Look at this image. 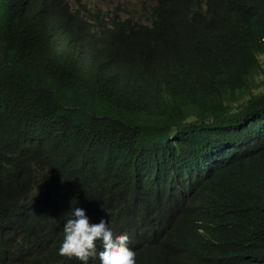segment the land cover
<instances>
[{
	"label": "trees",
	"instance_id": "1",
	"mask_svg": "<svg viewBox=\"0 0 264 264\" xmlns=\"http://www.w3.org/2000/svg\"><path fill=\"white\" fill-rule=\"evenodd\" d=\"M263 54L264 0H157L149 23L0 0V101L11 104L0 137L28 121L43 134L29 154L44 160L45 187L128 224L136 186L172 205L162 187L178 177L222 217L218 264H264ZM28 155L0 156V168ZM4 206L0 193L1 220ZM137 264L182 263L148 247Z\"/></svg>",
	"mask_w": 264,
	"mask_h": 264
},
{
	"label": "clouds",
	"instance_id": "2",
	"mask_svg": "<svg viewBox=\"0 0 264 264\" xmlns=\"http://www.w3.org/2000/svg\"><path fill=\"white\" fill-rule=\"evenodd\" d=\"M69 1L76 10L88 13L94 8L115 17L113 12L97 8L96 2ZM156 1L149 3L145 21L129 18L149 23ZM7 105L11 104L0 101V127L7 120L8 115L3 114ZM12 123L13 138L0 137V156L8 160L28 155L43 139V134L33 133L28 121L15 118ZM58 139L63 142L59 135ZM43 166L41 156L31 153L19 166L0 168V193L5 195L0 264H137L148 247L170 250L182 264H218L220 241L228 242L218 226L222 217L204 211L203 202L178 177L162 187L172 205L155 204L136 186L134 196L141 200V207L137 222L128 224L102 212L99 202L91 197L68 199L46 188Z\"/></svg>",
	"mask_w": 264,
	"mask_h": 264
},
{
	"label": "rangeland",
	"instance_id": "3",
	"mask_svg": "<svg viewBox=\"0 0 264 264\" xmlns=\"http://www.w3.org/2000/svg\"><path fill=\"white\" fill-rule=\"evenodd\" d=\"M77 3L76 0H71ZM88 3H95L97 8H102L103 11H111L118 19L126 17H134L136 19L145 21L149 10V3L153 0H82ZM260 60L264 67V54L260 56ZM257 82L264 86V72L256 77Z\"/></svg>",
	"mask_w": 264,
	"mask_h": 264
},
{
	"label": "bare ground",
	"instance_id": "4",
	"mask_svg": "<svg viewBox=\"0 0 264 264\" xmlns=\"http://www.w3.org/2000/svg\"><path fill=\"white\" fill-rule=\"evenodd\" d=\"M62 108V107H61ZM60 112V111H59ZM77 133V132H76ZM82 136H84V135H82Z\"/></svg>",
	"mask_w": 264,
	"mask_h": 264
}]
</instances>
